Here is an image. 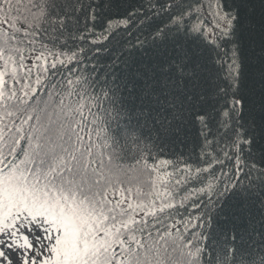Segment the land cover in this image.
<instances>
[{"label": "snow or ice", "instance_id": "obj_1", "mask_svg": "<svg viewBox=\"0 0 264 264\" xmlns=\"http://www.w3.org/2000/svg\"><path fill=\"white\" fill-rule=\"evenodd\" d=\"M201 7L0 0V233L35 226L24 264H264V4L253 71L250 0L215 2L212 35L231 45L226 88L197 43L208 31ZM194 124L206 167L149 164ZM217 135L227 151L216 152ZM224 158L235 162L227 181L211 171ZM200 196L186 220L179 210ZM235 199L244 222L223 246L213 220L228 219ZM193 219L205 230L194 239L184 236Z\"/></svg>", "mask_w": 264, "mask_h": 264}, {"label": "trees", "instance_id": "obj_2", "mask_svg": "<svg viewBox=\"0 0 264 264\" xmlns=\"http://www.w3.org/2000/svg\"><path fill=\"white\" fill-rule=\"evenodd\" d=\"M145 6H147L148 0H143ZM216 0H199V4L202 6L199 13V19L201 22L207 21L205 27L208 31L205 33V37L203 41H197L200 44L201 50L205 55H209L213 58V62L211 63V74L214 77V83L220 87H227L228 84V76L230 72V48L231 45L223 39H217V36H213L212 32L214 29L211 27L215 24V19L212 15L213 9L215 7ZM250 11L254 14L257 27L256 33L251 43V52L253 53L251 57V70H256L259 67V57H260V36H259V21L261 16L262 4H264V0H250ZM102 31L99 24L93 29V32L96 35ZM218 35V34H217ZM93 37L91 35H86V42ZM44 39L45 42H48V38L46 36L38 35L37 40ZM216 40L219 47L215 49L212 48L210 41ZM90 47L92 45H89ZM99 46V45H97ZM39 47V44L37 45ZM67 51V49H65ZM223 104V100H221L220 104L215 105L216 108L221 107ZM198 125H193L189 129V133L186 139L183 142L177 141L175 143H171L163 146L162 148H155L153 150V156L155 159L150 158L149 164L159 163L161 160H167L170 162V166L167 167V171H174L175 169H182L185 165H192L193 167H206L207 166V158L204 159L199 158V154L201 151L200 145L201 141H197L196 137L198 136ZM216 152H220L221 150L227 151V141H221L220 136L217 135V143H216ZM235 162L224 158L223 164H216L212 169V173L220 178L221 181L231 180L233 178V174L235 173ZM241 168H243V162L241 163ZM222 172L229 173V175L224 176L221 175ZM208 173H201V177H207ZM193 186H199L198 181H194L191 184L185 185L184 188L181 189V193H183L186 189L191 188ZM200 201H207L206 196H200L198 198L194 197L192 200L187 202L188 206L179 210L180 214L184 216L187 220L191 217H195L200 214L201 208L204 207L203 203ZM194 204H200V207H193ZM244 222V211H243V203L239 199L230 200L229 201V212L228 219H224L223 216H216L213 220V228L215 229V238L219 242L220 245L227 246L230 243L229 237L232 225H241ZM197 221L194 219L192 223L187 226V231L184 232L185 237L195 238L193 233H199L205 231L204 229H200L198 227H193L192 225L196 224ZM218 226H223V231L221 232ZM181 227H184L181 225ZM211 231V230H209ZM34 257L32 253L29 257L30 261Z\"/></svg>", "mask_w": 264, "mask_h": 264}, {"label": "rangeland", "instance_id": "obj_3", "mask_svg": "<svg viewBox=\"0 0 264 264\" xmlns=\"http://www.w3.org/2000/svg\"><path fill=\"white\" fill-rule=\"evenodd\" d=\"M36 235L35 226L31 230L21 226L16 235L11 237L0 233V245H5V242L11 245L0 247V251L5 253L4 258L0 259V264H24L25 260H29L31 253L36 251ZM28 244H32L33 247L28 248Z\"/></svg>", "mask_w": 264, "mask_h": 264}]
</instances>
